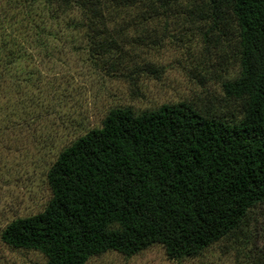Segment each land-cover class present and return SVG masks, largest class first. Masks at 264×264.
Instances as JSON below:
<instances>
[{
	"label": "trees",
	"instance_id": "1",
	"mask_svg": "<svg viewBox=\"0 0 264 264\" xmlns=\"http://www.w3.org/2000/svg\"><path fill=\"white\" fill-rule=\"evenodd\" d=\"M109 1L112 11L107 0H0V82L37 88L38 66L63 54L49 28L64 20L85 30L78 53L95 68L132 79L144 68L125 72L128 41L111 25L116 11L139 6L164 19L165 30L178 18L197 32L207 60L190 73L203 99L110 109L50 164L45 207L8 222L0 240L45 264H88L109 252L131 258L159 245L172 261L199 258L264 206V0ZM215 82L219 98L205 87ZM24 99L29 113L18 100L15 113L26 116L1 119L0 130L24 120L37 131L44 125L43 98ZM252 262L264 264V249Z\"/></svg>",
	"mask_w": 264,
	"mask_h": 264
},
{
	"label": "rangeland",
	"instance_id": "2",
	"mask_svg": "<svg viewBox=\"0 0 264 264\" xmlns=\"http://www.w3.org/2000/svg\"><path fill=\"white\" fill-rule=\"evenodd\" d=\"M107 2L112 11L113 5ZM139 8L116 11L111 25L115 33L121 31L128 41L130 67L125 72L144 68L145 72L134 74L132 79L111 78L95 68L87 60V53H78L86 47L80 38L85 30L70 29L66 20H61L58 25L52 22L49 29L63 54L38 66L42 77L38 87L27 92L24 88L19 90L24 84L18 79L0 82V120L13 118L19 122L26 115L15 113L14 107L19 100L22 109L29 113L32 102L24 97L31 96L43 98L38 101L44 124L37 131L35 125L24 120L18 126L8 123L0 130V232L8 222L34 215L45 207L50 197V164L71 139L99 126L110 109L123 106L143 111L167 103L203 99L204 88L190 73L193 68L201 70L207 60L202 56L203 44L197 32L184 27L178 18L171 19L165 30L164 19H151L137 12ZM72 17H78V12ZM212 62L217 63L216 57ZM150 67L155 71L150 73ZM205 87L220 97L217 82ZM43 136L49 139L43 140ZM263 249L264 206L251 211L241 230L196 259L169 260L159 245L131 258L109 252L88 264H254L252 261ZM0 264H45V259L38 253L12 250L0 240Z\"/></svg>",
	"mask_w": 264,
	"mask_h": 264
}]
</instances>
